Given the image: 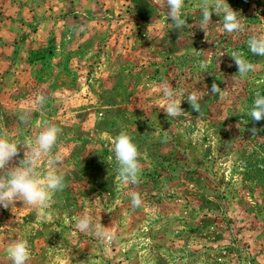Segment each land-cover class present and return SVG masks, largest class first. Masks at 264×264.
I'll return each instance as SVG.
<instances>
[{"label":"rangeland","instance_id":"rangeland-1","mask_svg":"<svg viewBox=\"0 0 264 264\" xmlns=\"http://www.w3.org/2000/svg\"><path fill=\"white\" fill-rule=\"evenodd\" d=\"M226 2L244 32L226 33L215 14L201 29L198 0H185L193 27L180 30L169 29L165 0H0V136L34 141L42 120L61 128L53 153L65 180L51 219L22 202L0 206V264H11L13 239L28 241L29 264H264V119L249 115L264 96V57L247 44L264 35V0ZM232 51L256 70L241 77ZM165 79L182 99L175 118L163 110ZM213 83L226 94L213 95ZM193 91L204 96L199 112ZM121 131L142 154L138 185L117 180ZM83 215L116 239L79 232Z\"/></svg>","mask_w":264,"mask_h":264},{"label":"clouds","instance_id":"clouds-1","mask_svg":"<svg viewBox=\"0 0 264 264\" xmlns=\"http://www.w3.org/2000/svg\"><path fill=\"white\" fill-rule=\"evenodd\" d=\"M165 4L168 10L165 14L166 19L171 20L169 29L180 30L193 27L186 23V18L183 16L182 9L185 6V0H165ZM197 7L200 9L201 19L196 23L201 29L212 24L211 17L215 14L222 17L220 25L226 33L245 31V25L241 22L240 15L233 11L226 0H198ZM247 44L253 55L264 57V35L251 36ZM230 57L238 67V74L241 77H247L250 72L256 70L257 66L247 60L243 53L232 51ZM199 67L202 72H206L207 61H202ZM158 90L164 99L163 110L167 117L175 118L184 113L181 109L182 99H177V93L167 79L158 85ZM211 93L213 95L226 94L216 83L212 84ZM203 98L202 94L193 91L188 94L187 101L194 111L199 112L201 108L199 101ZM45 103L46 96L43 94L36 95L33 101L34 107L40 110L43 109ZM32 115V112L26 111L19 116V120L22 124L28 125L32 120ZM249 115L252 120L257 122L264 119V96L257 93ZM39 127L42 130L39 131L34 141L28 138L20 142L0 136V206L12 209L15 208L16 202H22L23 209L36 210L41 216L47 214L51 219V213H46L45 210L51 207L54 195L65 188L64 176L58 171L62 157L53 153L62 129L47 120L40 121ZM256 131L255 128L251 129L253 134ZM21 145L27 149L24 152V158L19 161V166L10 167L14 158L20 155ZM112 145L117 163V180L124 184L138 185L142 154L137 145L125 131H121L114 137ZM44 164L48 169L46 173L41 172V167ZM130 198L133 208H139L143 203L137 192H132ZM74 226L79 232L92 234L100 240L112 242L116 239L114 233L110 232L108 228L103 227L100 223H93L90 215L75 218ZM6 251L11 264H29L31 253L27 240H11Z\"/></svg>","mask_w":264,"mask_h":264}]
</instances>
